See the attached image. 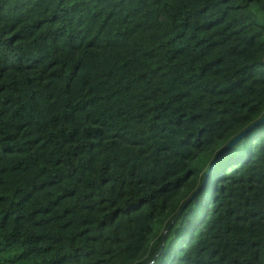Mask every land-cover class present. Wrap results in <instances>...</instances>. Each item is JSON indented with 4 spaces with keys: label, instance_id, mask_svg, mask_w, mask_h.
I'll return each instance as SVG.
<instances>
[{
    "label": "trees",
    "instance_id": "obj_1",
    "mask_svg": "<svg viewBox=\"0 0 264 264\" xmlns=\"http://www.w3.org/2000/svg\"><path fill=\"white\" fill-rule=\"evenodd\" d=\"M263 115L264 0H0V264H264Z\"/></svg>",
    "mask_w": 264,
    "mask_h": 264
},
{
    "label": "water",
    "instance_id": "obj_2",
    "mask_svg": "<svg viewBox=\"0 0 264 264\" xmlns=\"http://www.w3.org/2000/svg\"><path fill=\"white\" fill-rule=\"evenodd\" d=\"M264 120V115L263 116H261L260 118H258V119H256V120H254L251 124H249L248 126H246V127H244L242 130H240L236 135H234L233 137H231L224 145H227V144H229V142L230 141H233V138H236V140L238 141L245 133H247L254 125H256L258 122H261V121H263ZM223 145V146H224ZM221 147V148H219V150L217 151V153H216V155H215V157H214V159H213V161L211 162V164H210V166L207 168V170L204 172V174H203V180H202V182H201V184H200V186H202L204 183H205V181H206V179H207V177H208V174L210 173V171L212 170V168H213V166H214V163H215V161H216V159L220 156V154L223 152V151H225L227 148H224V147ZM193 194H194V192L188 197V198H186L183 202H182V205H181V207H180V210L181 209H183L184 208V206L187 204V202H188V200L193 196ZM179 210V211H180ZM179 211H178V213H179ZM173 221V220H172ZM167 227L168 226H166L165 227V229L163 230V237H164V235H165V232H166V229H167Z\"/></svg>",
    "mask_w": 264,
    "mask_h": 264
},
{
    "label": "snow or ice",
    "instance_id": "obj_3",
    "mask_svg": "<svg viewBox=\"0 0 264 264\" xmlns=\"http://www.w3.org/2000/svg\"><path fill=\"white\" fill-rule=\"evenodd\" d=\"M248 2L251 3V2H254V0H248ZM235 142H238V141L236 140V138H233V141H230L229 144L224 145L223 147L224 148L234 147Z\"/></svg>",
    "mask_w": 264,
    "mask_h": 264
}]
</instances>
